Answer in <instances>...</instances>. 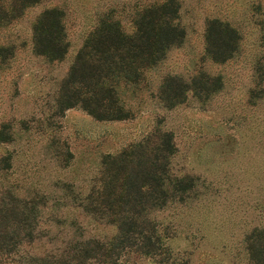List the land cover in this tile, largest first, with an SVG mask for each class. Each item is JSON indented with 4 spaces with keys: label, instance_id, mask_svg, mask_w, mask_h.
I'll return each mask as SVG.
<instances>
[{
    "label": "rangeland",
    "instance_id": "1",
    "mask_svg": "<svg viewBox=\"0 0 264 264\" xmlns=\"http://www.w3.org/2000/svg\"><path fill=\"white\" fill-rule=\"evenodd\" d=\"M152 0H39L6 26L0 43V156L11 166L0 185L21 198L37 197L36 235L22 250L58 251L85 237H108L116 228L95 222L73 200L86 193L102 156L116 153L155 129L171 130L176 150L173 177L189 175L195 185L156 219L168 226L169 244L183 264H249L246 235L264 227V0H180L185 37L145 70L135 85L120 89L131 112L123 119H96L80 106L61 110L57 95L70 62L98 16L112 9L126 31L133 13ZM64 9L69 48L48 60L32 46V24L48 6ZM229 20L241 33L239 50L224 62L205 53L208 17ZM221 74L223 85L205 96L191 90L167 107L159 86L167 74L189 80Z\"/></svg>",
    "mask_w": 264,
    "mask_h": 264
},
{
    "label": "trees",
    "instance_id": "2",
    "mask_svg": "<svg viewBox=\"0 0 264 264\" xmlns=\"http://www.w3.org/2000/svg\"><path fill=\"white\" fill-rule=\"evenodd\" d=\"M39 0H0V27L11 23L26 7ZM180 0H152L138 5L132 29L126 31L112 9L103 11L76 50L61 80L57 104L61 110L80 106L96 119H123L131 115L120 98V89L135 85L145 70L158 64L168 48L185 37L180 23ZM65 11L45 7L32 24V46L48 60L62 59L69 40ZM204 50L215 62H224L239 50L241 33L229 20L208 17ZM0 43V57L7 56ZM223 85L221 74L201 72L189 80L167 74L159 96L167 107L182 102L189 90L205 96ZM9 134L0 129V141ZM176 150L171 130L155 129L116 153L102 156L99 173L89 190L73 205L95 222L113 225L108 237H85L58 251L22 250L36 235L37 206L44 200L21 198L8 185H0V264H183L169 244L168 226L155 218L175 199L183 200L194 187V178L173 177L171 157ZM11 166L9 155L0 156V171ZM249 264H264V227L246 235Z\"/></svg>",
    "mask_w": 264,
    "mask_h": 264
}]
</instances>
